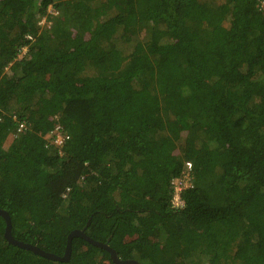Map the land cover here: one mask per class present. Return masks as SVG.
<instances>
[{"label": "trees", "instance_id": "1", "mask_svg": "<svg viewBox=\"0 0 264 264\" xmlns=\"http://www.w3.org/2000/svg\"><path fill=\"white\" fill-rule=\"evenodd\" d=\"M0 210L57 256L264 264V0H0ZM4 228L0 264L108 256Z\"/></svg>", "mask_w": 264, "mask_h": 264}, {"label": "water", "instance_id": "2", "mask_svg": "<svg viewBox=\"0 0 264 264\" xmlns=\"http://www.w3.org/2000/svg\"><path fill=\"white\" fill-rule=\"evenodd\" d=\"M0 217L4 220V223H5L4 239L9 244L16 246V247H19V248H22V249H25V250H29L32 253L39 255L40 257H43V258H46V259H49L52 261H56V262L66 263L70 259L72 240L74 238H79V239L86 241L88 244H90L96 248H100L102 250H105L110 257V260L114 264H137L134 260L120 261L117 257V253L115 252V250L110 248L106 243L98 242V241H95V240L89 238L84 233V230H73L68 234L67 240H66V246H65V249H64L62 256H57V255L45 252L42 249L38 248L37 246H33V245L27 244V243H23V242H20V241H17L16 239H14L12 234H11V221H10L9 215L5 211L0 210Z\"/></svg>", "mask_w": 264, "mask_h": 264}, {"label": "built area", "instance_id": "3", "mask_svg": "<svg viewBox=\"0 0 264 264\" xmlns=\"http://www.w3.org/2000/svg\"><path fill=\"white\" fill-rule=\"evenodd\" d=\"M50 12V10H49ZM50 13H56L53 10ZM46 20H44L41 24H44ZM29 37V36H28ZM32 38V37H29ZM25 52V49H23V53ZM26 130V125L23 121L18 122L16 131L17 133L23 132ZM48 137L53 139L54 144L61 146L63 143L68 139L67 134L63 132V128L60 125H56L53 130L49 133ZM188 167H190L189 164H187ZM189 184L184 180H179L175 183L174 189H173V196H172V205L174 207H181L183 206V201L180 197L181 190L183 188L188 187Z\"/></svg>", "mask_w": 264, "mask_h": 264}, {"label": "rangeland", "instance_id": "4", "mask_svg": "<svg viewBox=\"0 0 264 264\" xmlns=\"http://www.w3.org/2000/svg\"><path fill=\"white\" fill-rule=\"evenodd\" d=\"M49 8V10H50V8L51 7H48ZM54 11V10H53ZM55 12V11H54ZM44 20H46V17H43V18H41V20H39V22H38V25H44V24H41ZM46 22V21H45ZM49 27H48V25L46 24V29H48ZM45 28H40V30H44ZM45 29V30H46ZM254 200L252 201V203H250L251 205L250 206H248V207H246V211L249 213V214H251V207H252V205L254 204ZM157 240V237H156V235H154L153 237H152V241H156ZM102 260H104L105 261V259H102Z\"/></svg>", "mask_w": 264, "mask_h": 264}, {"label": "flooded vegetation", "instance_id": "5", "mask_svg": "<svg viewBox=\"0 0 264 264\" xmlns=\"http://www.w3.org/2000/svg\"><path fill=\"white\" fill-rule=\"evenodd\" d=\"M73 231V230H72ZM108 254V253H107ZM117 257H118V255H117ZM107 258V259H106ZM106 258H103V259H105V261L104 260H101V262L100 263H98V264H114L111 260H110V257H109V255L106 257ZM118 259H119V257H118ZM120 261H126V260H122V259H119ZM129 260H131V259H129ZM137 264H140V263H138L136 260H134Z\"/></svg>", "mask_w": 264, "mask_h": 264}, {"label": "clouds", "instance_id": "6", "mask_svg": "<svg viewBox=\"0 0 264 264\" xmlns=\"http://www.w3.org/2000/svg\"><path fill=\"white\" fill-rule=\"evenodd\" d=\"M51 9V8H50Z\"/></svg>", "mask_w": 264, "mask_h": 264}]
</instances>
